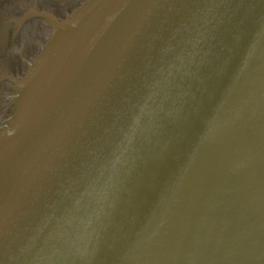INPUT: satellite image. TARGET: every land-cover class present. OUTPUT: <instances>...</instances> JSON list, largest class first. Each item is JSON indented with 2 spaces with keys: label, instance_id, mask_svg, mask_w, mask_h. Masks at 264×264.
Instances as JSON below:
<instances>
[{
  "label": "water",
  "instance_id": "water-1",
  "mask_svg": "<svg viewBox=\"0 0 264 264\" xmlns=\"http://www.w3.org/2000/svg\"><path fill=\"white\" fill-rule=\"evenodd\" d=\"M0 264H264V0H0Z\"/></svg>",
  "mask_w": 264,
  "mask_h": 264
}]
</instances>
